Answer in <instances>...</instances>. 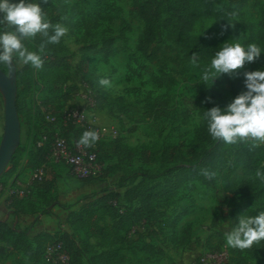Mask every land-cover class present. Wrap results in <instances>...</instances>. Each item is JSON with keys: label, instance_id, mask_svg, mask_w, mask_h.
<instances>
[{"label": "rangeland", "instance_id": "374dc122", "mask_svg": "<svg viewBox=\"0 0 264 264\" xmlns=\"http://www.w3.org/2000/svg\"><path fill=\"white\" fill-rule=\"evenodd\" d=\"M75 1L49 0L48 4L41 5L48 20L53 16V24L62 23L68 28L62 41L70 52V68L59 79H53V87L58 86L69 92V98L64 101L58 91L49 93V87L38 78L41 69L27 65L28 68L21 72L23 80L19 79L20 87L31 82L32 92L23 98V109L33 108L35 96L40 99L49 97L51 106L61 109L74 104L76 100L71 92L76 88L75 84L83 80L90 84L95 93L96 105L89 109L90 120L95 126L116 130L115 136H110L107 141L115 139L130 145L165 141L183 150L189 147L201 123L198 103L203 95L210 94L212 82L209 80L205 83L202 78L197 81L183 79L180 83L163 86L155 83L153 76H158L163 70L184 77L197 63L211 62L219 46L229 40L231 43L239 42L244 47L256 44L261 32L260 6L264 8V0H250L236 17L229 18V24L235 25L227 28L222 35V28L213 18H201L184 36L182 43L161 44L162 47L170 44L166 55L171 59H162L161 55L152 59L139 48L144 22L135 14L133 0H111L121 9L119 17L110 22H98L95 26H87L82 21L78 11L72 8ZM11 2L18 3L19 0ZM110 39L115 54L104 61L102 49ZM27 43L37 49L40 40L37 37ZM28 49L33 51L30 47ZM193 53L198 57L196 63L190 59ZM81 58L86 67L83 71L80 70ZM16 65L19 69L24 68L17 61ZM102 78L109 79L110 86L99 85L98 81ZM213 84L212 88H220L217 79ZM20 127V145L27 147L30 138L24 119ZM2 132L1 99L0 140ZM246 144L251 143L237 145ZM236 148L229 147L218 163L217 178L212 187L199 181L186 183L174 195L154 201L147 222L136 224L130 232L121 233L118 237L87 235L80 225L73 223L71 214L78 211L85 201L103 192L122 194L125 188L117 187L120 171L102 174L101 170L97 177L80 178L64 163L47 162L45 175L53 178L48 202L44 203L43 198L35 193L23 200L27 206L26 213L14 217L5 205L4 194H1L0 219L17 228H27L30 240L40 232H67L79 255H74L70 264H90L91 256L109 248L118 249L114 264H183L205 246H216L226 241L224 234L228 229L225 224L230 228L238 215H247V199L241 193L232 192L230 187L245 178L241 167L230 171L236 159ZM99 155L107 166L118 162V157L110 149H99ZM17 170L29 171L25 154L21 155ZM5 180L3 177L0 182ZM42 186H37L38 190H42ZM117 204L127 208L138 205V202L136 199L128 202L120 198ZM97 221L99 225H110L112 219L99 214ZM6 244L12 256L0 259V264H49L43 257L29 258L17 252L13 244ZM232 264H235L234 260Z\"/></svg>", "mask_w": 264, "mask_h": 264}, {"label": "trees", "instance_id": "16d2710c", "mask_svg": "<svg viewBox=\"0 0 264 264\" xmlns=\"http://www.w3.org/2000/svg\"><path fill=\"white\" fill-rule=\"evenodd\" d=\"M249 1L133 0L135 14L144 22L139 48L149 58H158L161 55L162 59H171L170 56L166 55V49H170V44H165L162 47V43H182L184 36L192 30L194 23L201 18H213L216 24L222 28L230 22L227 14L240 12ZM72 8L78 11L80 18L87 26H95L101 21L110 22L118 18L121 11L120 7L111 0H76ZM53 19L52 16L49 21L53 23ZM259 25L261 32L259 41L256 43L261 48L259 59L252 63H246L240 75L235 79H230L226 74H222L217 79L220 88L214 89L212 88L214 84H211L210 94L208 96L203 95L198 103L201 123L196 128L186 150L165 141L130 145L115 139L109 141L98 139L94 146L85 148L96 153L97 160L102 164V174L120 171L117 187L125 188V190L122 194L103 192L85 201L78 211L71 214L74 224L80 225L85 233L90 236L107 237L112 235L118 237L121 233H128L136 224L148 221L154 201L174 195L186 183L199 181L212 187L217 176L208 180L200 174L201 170L208 169L216 173V167L229 147H237L236 159L231 165L230 171L241 167L245 176L241 182L230 186L231 191L241 193L247 199V216H255L264 211V182L255 177L257 169L264 172V143L252 147L251 144L238 146L237 144L228 145L217 142L209 135L207 121L204 119V111H208L212 107L223 109L237 95L246 91L243 84V71H264V8L262 6H260ZM37 37L40 40V37ZM159 38L161 39L159 40ZM26 46L32 48L33 51L37 50L31 44L26 43ZM102 53L104 61L115 54L111 39L105 42ZM69 54L70 52L62 39L58 44L49 45L46 54L43 56V68L38 73V78L49 87V93L54 94L58 91L64 101L69 98V92L58 86L53 87V79H59L62 73L70 68ZM13 62L16 66L17 81L16 108L20 125L22 120H25L30 144L27 147L19 144L15 150L7 169L0 177V179L6 178L3 183L0 182L4 187L13 183L12 178L16 174L22 173V171L18 172L17 170L21 155L25 154L26 166L29 167V171L44 163L47 164L46 156L50 149L49 140L42 146H37V141L43 132L51 137L58 130L68 144L74 148L84 131H93L87 126L63 125L59 115L61 108L51 106V98L49 97L40 99L35 96L33 108L28 107L27 110H24L21 102L29 92H32V86L29 82L21 88L19 79L23 80L21 72L28 66L19 69L15 58ZM80 62V70L85 69L83 58ZM209 66L210 62L197 63L190 72L184 74V77L178 73L169 74L161 70L158 76H153L152 80L163 86L180 83L183 79L197 81L202 78L204 70ZM0 69L4 72L7 71L5 65H0ZM208 98L211 102H208ZM46 114L54 115L56 117L55 122H48L45 119ZM99 149L102 151L110 149V152L118 157V162L107 166L99 155ZM40 184L43 185L42 190L37 188ZM52 185L53 178L44 175L40 181L35 182L30 187V192L27 195L21 198L12 196L9 203L5 201L9 213L14 217L20 213H26L27 206L23 204V200L35 193L43 198L44 203H47L51 196ZM120 198L128 202L136 199L138 205L121 208V205L117 204ZM31 207L34 206L31 205ZM99 214L110 217L112 219L111 224L99 225L97 221ZM72 241L70 234L60 231L55 232V234L40 232L30 240L27 228L20 229L15 225H9L6 220L0 219V259H7L12 256V252L6 247L7 242L13 244L17 252H21L29 258H42L47 244L61 242L70 254V264L74 255L79 256ZM230 254L231 264L233 260L235 264H264V241L243 251L230 247ZM117 257L118 249L109 248L100 254L91 256L89 262L90 264H114Z\"/></svg>", "mask_w": 264, "mask_h": 264}, {"label": "clouds", "instance_id": "9594fccd", "mask_svg": "<svg viewBox=\"0 0 264 264\" xmlns=\"http://www.w3.org/2000/svg\"><path fill=\"white\" fill-rule=\"evenodd\" d=\"M49 0H19L13 3L11 0H0V65L14 70L13 60L22 66L31 65L34 69H42L43 56L49 45L60 43L68 33V28L62 23H51L42 9V4H48ZM234 18L238 12L227 14ZM67 19V17H62ZM235 24H225L221 35L227 28ZM40 37V43L36 51H30L27 42ZM238 41V39H236ZM230 41V40H229ZM225 42L219 46L211 59L210 66L204 70L202 81L213 82L222 74L230 79L237 78L244 69L246 63H252L259 59L261 48L256 44ZM191 62L196 63L197 54L193 53ZM243 84L246 91L237 95L225 108L212 107L204 111V119L207 121V130L213 140L228 145L251 143L257 147L264 143V71H243ZM101 86H110L109 79L102 78L98 81ZM204 84V83H203ZM205 85V84H204ZM208 102H211L208 98ZM190 107L191 104L189 105ZM99 134L96 131H84L78 146L90 148L98 141ZM201 175L212 180L216 173L208 169H202ZM255 177L264 182V172L257 169ZM225 232L226 245L233 249L248 250L254 244L264 241V211L255 216L238 215L235 223Z\"/></svg>", "mask_w": 264, "mask_h": 264}, {"label": "built area", "instance_id": "2783aa9c", "mask_svg": "<svg viewBox=\"0 0 264 264\" xmlns=\"http://www.w3.org/2000/svg\"><path fill=\"white\" fill-rule=\"evenodd\" d=\"M76 88L71 92L75 98V103L61 109L60 119L63 125L72 124L75 126H87L99 134V139L106 140L110 136H115L116 130L106 126H95L89 118V109L96 105L95 93L85 81H78ZM48 122H55L54 115H45ZM47 140L50 142L49 153L46 160L49 163L66 164L73 174L80 178L98 176L102 170V164L97 160L96 153L89 151L82 146L76 145L72 148L65 137L59 131H55L51 137L43 132L37 141V146H42ZM46 163L34 170L19 173L12 178V184L3 186L0 183V195L4 194L6 203H9L12 196L23 197L30 192V187L40 181L45 175ZM23 176V177H22ZM43 258L49 264H69L70 254L61 242L47 244ZM183 264H231L230 247L226 241L216 246H205L202 250L189 257Z\"/></svg>", "mask_w": 264, "mask_h": 264}, {"label": "water", "instance_id": "95a60500", "mask_svg": "<svg viewBox=\"0 0 264 264\" xmlns=\"http://www.w3.org/2000/svg\"><path fill=\"white\" fill-rule=\"evenodd\" d=\"M14 70L0 69V95L3 103V132L0 140V177L5 172L15 150L20 144V120L16 108V66Z\"/></svg>", "mask_w": 264, "mask_h": 264}, {"label": "crops", "instance_id": "0c3cea01", "mask_svg": "<svg viewBox=\"0 0 264 264\" xmlns=\"http://www.w3.org/2000/svg\"><path fill=\"white\" fill-rule=\"evenodd\" d=\"M19 172V171H18ZM23 173V172H22ZM19 174V173H18ZM18 174H16V175H18ZM23 177V176H22ZM14 178V177H13Z\"/></svg>", "mask_w": 264, "mask_h": 264}]
</instances>
